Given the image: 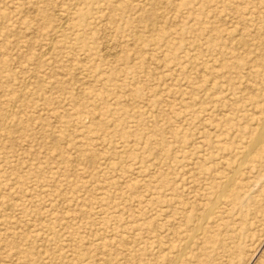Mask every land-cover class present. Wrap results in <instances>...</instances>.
Masks as SVG:
<instances>
[{
    "label": "rangeland",
    "instance_id": "rangeland-1",
    "mask_svg": "<svg viewBox=\"0 0 264 264\" xmlns=\"http://www.w3.org/2000/svg\"><path fill=\"white\" fill-rule=\"evenodd\" d=\"M262 117L264 0H0V264H264Z\"/></svg>",
    "mask_w": 264,
    "mask_h": 264
},
{
    "label": "bare ground",
    "instance_id": "bare-ground-1",
    "mask_svg": "<svg viewBox=\"0 0 264 264\" xmlns=\"http://www.w3.org/2000/svg\"><path fill=\"white\" fill-rule=\"evenodd\" d=\"M78 2V1H77ZM77 5V4H76ZM61 19V18H60ZM65 20V19H64ZM67 23V22H66ZM140 34V33H139ZM55 38V37H54ZM52 47V46H51ZM50 48V47H49ZM48 48V49H49ZM50 50V49H49ZM52 51V50H51ZM14 109V108H13ZM256 137H260L261 138V140H264V117H262L260 120H259V122H258V129H257V133H256V136L253 138V139H255ZM252 139V140H253ZM232 176H230L229 178H228V180H227V182H231L232 181V178H231ZM203 210V209H202ZM200 219H203V218H200ZM174 260L175 261H172L171 262V264L172 263H175L176 261H179L180 262V260H177L176 258H174ZM2 263V262H1ZM5 264V263H4Z\"/></svg>",
    "mask_w": 264,
    "mask_h": 264
}]
</instances>
